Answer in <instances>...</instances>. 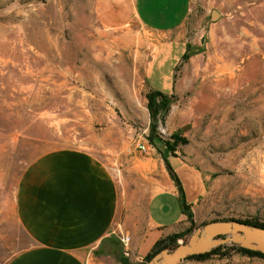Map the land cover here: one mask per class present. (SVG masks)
<instances>
[{
  "label": "rangeland",
  "instance_id": "rangeland-1",
  "mask_svg": "<svg viewBox=\"0 0 264 264\" xmlns=\"http://www.w3.org/2000/svg\"><path fill=\"white\" fill-rule=\"evenodd\" d=\"M97 1L0 0V261L25 241L14 209L24 169L60 147L89 150L117 171H125L118 156L132 157L134 167L171 148L199 168L205 192L191 210L193 225L186 217L170 228L169 249L170 237L179 235V245L212 221L264 224V0H192L182 28L187 58L174 80L166 61L149 83L156 35L135 17L106 27ZM153 89L170 94L156 117L147 98ZM139 142L150 151H139ZM182 264L264 259L227 245Z\"/></svg>",
  "mask_w": 264,
  "mask_h": 264
},
{
  "label": "crops",
  "instance_id": "crops-1",
  "mask_svg": "<svg viewBox=\"0 0 264 264\" xmlns=\"http://www.w3.org/2000/svg\"><path fill=\"white\" fill-rule=\"evenodd\" d=\"M192 3L98 0L96 13L106 27H124L135 17L156 35L145 69L149 83L166 61L175 67V79L183 58L179 53L187 52L182 28ZM117 163H123L125 171L118 166V172L93 152L77 147L51 149L34 158L21 175L14 199L25 241H19V248L0 264H122V236L130 237L128 260L143 262L155 244L171 233L170 228L186 220L171 170L193 212L205 192L199 168L171 152L152 154L134 167L128 155L118 156ZM133 168L137 180L130 188Z\"/></svg>",
  "mask_w": 264,
  "mask_h": 264
},
{
  "label": "water",
  "instance_id": "water-1",
  "mask_svg": "<svg viewBox=\"0 0 264 264\" xmlns=\"http://www.w3.org/2000/svg\"><path fill=\"white\" fill-rule=\"evenodd\" d=\"M218 17L219 14L213 11L212 20L216 21ZM223 245H235L264 254V228L237 220L212 221L198 227L187 241L177 247L163 249L147 264H182L191 256L209 253Z\"/></svg>",
  "mask_w": 264,
  "mask_h": 264
},
{
  "label": "trees",
  "instance_id": "trees-1",
  "mask_svg": "<svg viewBox=\"0 0 264 264\" xmlns=\"http://www.w3.org/2000/svg\"><path fill=\"white\" fill-rule=\"evenodd\" d=\"M185 58H187V52L183 55L182 60ZM147 98L149 100L148 107H149V111L151 113V116L156 117V115L162 110V106L164 105L163 104L164 101L169 100L170 94H164L158 90L153 89L148 94ZM158 99H161V101L159 103H158ZM169 149L171 150L169 152L173 153L172 149L171 148H169ZM169 169L171 170L170 167H169ZM171 175H172V178L174 179V181L177 184V187L179 189V201L181 204L182 212L187 217V219L191 223V225H193V213L191 211L192 209H191V206L187 203L186 195H185L182 183H181L180 179L172 172V170H171ZM231 220H235V219H231ZM237 221L246 223L248 225L264 228V224H260V223L255 222V221H243V220H237ZM179 237H180L179 235H175V236L169 238V242L171 244H173L172 246L174 248L178 246V245H176L175 242ZM226 247H227V245L219 246L217 248H214L209 253L191 256L188 259L206 260V259H209L210 257L216 255L222 248H226ZM166 248H169V244H166L165 241L163 239H161L155 244L152 251L145 257L143 262L132 263L124 257H122L120 260H121L122 264H147L152 257H154L157 253H159L160 251H162L163 249H166ZM240 250L242 252L250 255V256H256V257H260V258L264 259V254H262L260 252L249 251V250L242 249V248H240Z\"/></svg>",
  "mask_w": 264,
  "mask_h": 264
},
{
  "label": "built area",
  "instance_id": "built-area-1",
  "mask_svg": "<svg viewBox=\"0 0 264 264\" xmlns=\"http://www.w3.org/2000/svg\"><path fill=\"white\" fill-rule=\"evenodd\" d=\"M137 149L141 151L142 153H148L150 151V146L145 142H139L137 144ZM121 242L123 244V247L125 249L124 255L126 257H129V244H130V237L129 236H122Z\"/></svg>",
  "mask_w": 264,
  "mask_h": 264
}]
</instances>
